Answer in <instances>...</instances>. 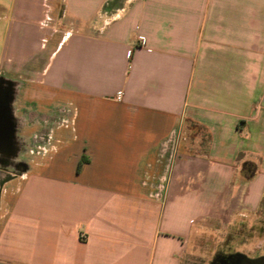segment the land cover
<instances>
[{
    "label": "crops",
    "instance_id": "obj_1",
    "mask_svg": "<svg viewBox=\"0 0 264 264\" xmlns=\"http://www.w3.org/2000/svg\"><path fill=\"white\" fill-rule=\"evenodd\" d=\"M10 92L24 136L65 117L0 173V264H192L245 224L264 242V0H1Z\"/></svg>",
    "mask_w": 264,
    "mask_h": 264
},
{
    "label": "rangeland",
    "instance_id": "obj_2",
    "mask_svg": "<svg viewBox=\"0 0 264 264\" xmlns=\"http://www.w3.org/2000/svg\"><path fill=\"white\" fill-rule=\"evenodd\" d=\"M1 1V0H0ZM9 0H3L7 3ZM15 90V87H14ZM11 91V90H10ZM18 93H0V173L13 175L26 169L30 160L39 155L38 151H43V146L52 133L54 122L62 124L64 122V109L57 112L56 115L48 116L39 114L28 115L31 127L33 119L44 122V125L37 131H30L28 135H22L21 130L25 122L20 113V106L17 103ZM39 145V147L37 146ZM261 227L256 224H245L237 226L234 230H222L216 236H204L199 243L200 249L194 256H189L188 260L192 264H212L220 254L234 255L236 252H243L250 256L260 254L264 251V242L257 245L256 237L261 234ZM231 231H234L232 234ZM228 233L234 237L228 238ZM243 233L245 236H241ZM236 255V254H235ZM248 256V257H250ZM252 258V257H251Z\"/></svg>",
    "mask_w": 264,
    "mask_h": 264
},
{
    "label": "flooded vegetation",
    "instance_id": "obj_3",
    "mask_svg": "<svg viewBox=\"0 0 264 264\" xmlns=\"http://www.w3.org/2000/svg\"><path fill=\"white\" fill-rule=\"evenodd\" d=\"M243 263V257L241 255H222L217 257L216 261L212 264H241Z\"/></svg>",
    "mask_w": 264,
    "mask_h": 264
},
{
    "label": "water",
    "instance_id": "obj_4",
    "mask_svg": "<svg viewBox=\"0 0 264 264\" xmlns=\"http://www.w3.org/2000/svg\"><path fill=\"white\" fill-rule=\"evenodd\" d=\"M236 255H241L243 257V263L241 264H264V255H260L252 258L244 254H236Z\"/></svg>",
    "mask_w": 264,
    "mask_h": 264
},
{
    "label": "trees",
    "instance_id": "obj_5",
    "mask_svg": "<svg viewBox=\"0 0 264 264\" xmlns=\"http://www.w3.org/2000/svg\"><path fill=\"white\" fill-rule=\"evenodd\" d=\"M251 174H252V172L249 173V176H250ZM262 206L264 207V199H263Z\"/></svg>",
    "mask_w": 264,
    "mask_h": 264
}]
</instances>
